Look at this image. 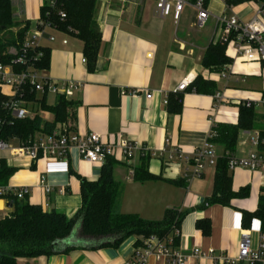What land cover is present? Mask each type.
<instances>
[{
    "label": "crops",
    "instance_id": "obj_1",
    "mask_svg": "<svg viewBox=\"0 0 264 264\" xmlns=\"http://www.w3.org/2000/svg\"><path fill=\"white\" fill-rule=\"evenodd\" d=\"M48 0H12L13 15L20 26L11 29L15 35L29 24L31 33L41 18ZM222 0H209L210 18L202 28L197 26V13L186 7L181 20L161 17L155 0H97L95 22L101 42L93 71L82 62L84 43L74 34L48 32L42 46L51 52L50 66L45 75L58 82L74 81L80 85L70 101L78 103L72 132L78 135L95 133L104 141H131L148 152L137 155L131 165L116 160L113 178L122 185L119 211L137 215L148 221H160L169 209L187 213L180 228V248L190 255L195 247L213 249L215 257L236 258L244 232H250L256 245L261 221L254 219L243 226V214L258 210L264 189V178L246 169L231 170L232 189L239 192L250 187L245 199H235L230 206L214 205L201 209L214 194L216 167H206L202 176L194 177L193 155L208 139L214 125H237L240 107H253L257 115L256 128L241 130L234 157L246 158L255 151L252 140L264 131V64H240L228 79L217 76L202 64L209 46L215 40L217 18L225 12ZM262 9L256 2L231 7V14L244 21L253 19ZM25 35V36H26ZM53 36L54 41L49 38ZM67 41L65 45L63 42ZM216 84L214 94H199L191 85L198 78ZM188 82L189 87L178 101L177 87ZM7 89H4L6 91ZM148 94L152 99L147 100ZM223 95L217 102L215 96ZM173 95V96H172ZM170 104L165 103L169 100ZM39 99L43 96L37 95ZM49 97L55 98L50 104ZM54 105L57 97L47 95ZM34 116L53 122L54 116L42 112L37 103ZM35 110V111H34ZM34 117V118H35ZM60 126V124L58 125ZM44 133H36L40 137ZM13 147L19 142L10 140ZM219 158L224 148L216 144ZM145 161L156 180L137 182L134 169ZM2 166L13 170L6 186L28 188L25 199L41 206L45 212L56 211L68 219L82 207L81 182H97L102 166L81 159L73 149L64 161L41 160L33 163L12 151H0ZM45 183L42 185L41 180ZM44 187L50 188L46 193ZM9 199H0V219L13 212ZM210 222V233L204 235L199 221ZM249 223V222H248ZM247 223V224H248ZM128 239L119 249L96 251L76 250L69 254L19 259V264H125L134 258L135 243ZM146 264H168L150 258ZM187 264H213L211 260L190 258Z\"/></svg>",
    "mask_w": 264,
    "mask_h": 264
},
{
    "label": "trees",
    "instance_id": "obj_2",
    "mask_svg": "<svg viewBox=\"0 0 264 264\" xmlns=\"http://www.w3.org/2000/svg\"><path fill=\"white\" fill-rule=\"evenodd\" d=\"M207 3L209 0H206ZM259 3L264 11V0H228L229 7L244 3ZM97 0H67L64 10L67 19L61 21L55 14L50 18L59 31L74 34L84 43V56L93 71L101 42V33L95 22ZM42 9V17H45ZM20 26L13 15L12 0H0V61L10 64L13 57L8 55L10 48H18L29 30L26 24L17 35L10 33L11 29ZM44 57L36 66L48 71L51 52L43 49ZM203 66L211 72H219L230 64L226 57L225 46L221 43L211 44L203 56ZM192 90L199 94H214L216 84L213 81L198 77L191 85ZM173 96V95H172ZM167 104H170V98ZM178 101L182 95L175 94ZM44 95L41 99L35 93L25 97L30 102L38 103L42 112L54 116L53 122L45 121L40 115L33 119L13 120L3 109L6 101L0 92V119L5 124L0 125V140L10 141L14 138L29 140L36 133H51L58 125H67L72 131L76 121L78 103L58 96L54 105H49ZM257 115L253 107L241 106L237 125L217 124L212 130L216 133L213 142L224 148L223 155L216 166L214 194L206 199L201 209L214 205L230 206L235 199H245L250 195V187L239 192L232 189V176L229 171V161L236 153L239 133L241 130L256 128ZM260 139L264 141V131L260 132ZM264 150V144L260 146ZM119 163L110 158L101 170V177L97 182L83 180L81 182L82 207L71 219L56 211L45 212L41 206L32 205L26 200H18L9 196L13 204V212L0 219V264H19V259H34L42 256L69 254L76 250L96 251L105 248L119 249L128 239L136 237V248L144 246L143 240L155 237L160 241L173 239V246L180 245V235L176 236L185 220L187 213L175 209L166 211L160 221H148L137 215H125L119 211L122 185L113 178L115 167ZM13 170L2 166L0 169V186H6ZM134 180L147 182L156 180L149 173L145 161L134 169ZM3 199V198H0ZM254 219L261 221L264 230V189L259 198L258 210L243 214V226H249ZM249 222V223H248ZM248 223V224H247ZM198 228L204 235L210 233V222L199 221ZM167 245L169 243L167 242Z\"/></svg>",
    "mask_w": 264,
    "mask_h": 264
},
{
    "label": "built area",
    "instance_id": "obj_3",
    "mask_svg": "<svg viewBox=\"0 0 264 264\" xmlns=\"http://www.w3.org/2000/svg\"><path fill=\"white\" fill-rule=\"evenodd\" d=\"M67 0H48L43 5L45 17L37 21L35 29L25 36L22 44L18 48H10L8 55L13 59L10 64H3L0 61V92L6 97L3 109L13 120L33 119L34 102H30L25 97L30 93L36 95H53L55 97L64 96L71 99L80 85L74 81L58 82L45 75L44 70L39 69L36 64L44 57L42 43L48 32L59 31L52 24L50 18L55 14L61 21L67 19L64 10V2ZM225 5V12L217 18L214 44L221 43L225 46L226 57L230 64L219 72H213L211 77L217 76L221 79H228L227 73L235 74V68L240 64H264V11L261 9L258 14L249 21L240 19L237 15L231 14V7L227 5L228 0H222ZM158 14L163 17H172L176 23L181 20L182 13L186 7H192L197 13V26L202 28L210 18L208 3L206 0H155ZM50 41L55 38L51 36ZM65 45L67 41L63 42ZM82 62L87 64V60ZM189 87L188 82L181 83L176 93H184ZM4 89H7L4 91ZM217 102L224 100L223 95L215 96ZM147 100L152 99V94H148ZM168 101L166 100L165 103ZM264 106V99L261 101ZM35 111V110H34ZM5 124L0 119V125ZM216 133L211 130L208 139L203 147L193 155L194 177L202 176L206 167H216L219 156L216 144L212 141ZM18 141V147H13L9 141L0 140V151L9 150L14 155L25 156L33 163L41 160L64 161L68 158L70 151L75 149L82 160L89 164L103 167L107 160L113 158L131 165L137 155L144 156L147 150L139 144L131 141H104L101 135L90 133L88 135H78L64 125L56 127L51 133L40 137H32L25 141L19 138L12 139ZM255 151L246 158H231L229 168L235 170L243 168L252 174L259 173L264 178V150L260 146L264 141L260 139V133L253 135L252 140ZM134 173V171H133ZM45 183L44 178L41 184ZM44 191L51 190L44 187ZM29 195L28 188L17 189L10 186H0V198L6 199L14 196L18 200H25ZM179 231L176 236H179ZM167 242L169 245H167ZM173 239L160 241L152 237L143 240L144 246L136 248L134 258L125 264H146L150 258L164 260L168 264H187L190 258L197 260H211L213 264H264V230L258 232L256 245H253L250 232H244L236 258L222 256L215 257V251L210 249L203 251L198 247L191 250L190 255L178 247L173 246Z\"/></svg>",
    "mask_w": 264,
    "mask_h": 264
},
{
    "label": "rangeland",
    "instance_id": "obj_4",
    "mask_svg": "<svg viewBox=\"0 0 264 264\" xmlns=\"http://www.w3.org/2000/svg\"><path fill=\"white\" fill-rule=\"evenodd\" d=\"M10 33H11V32H8V35H9ZM48 101H49L50 104H53L54 101H55V98L49 97ZM34 106L37 108V103H34ZM63 125H64V124H63ZM64 126H66V127L68 128L67 125H64Z\"/></svg>",
    "mask_w": 264,
    "mask_h": 264
},
{
    "label": "water",
    "instance_id": "obj_5",
    "mask_svg": "<svg viewBox=\"0 0 264 264\" xmlns=\"http://www.w3.org/2000/svg\"><path fill=\"white\" fill-rule=\"evenodd\" d=\"M8 208H9V209L13 208V204H9V205H8Z\"/></svg>",
    "mask_w": 264,
    "mask_h": 264
}]
</instances>
